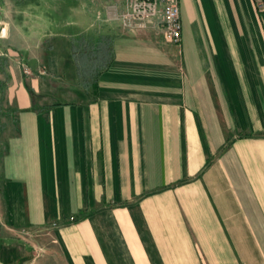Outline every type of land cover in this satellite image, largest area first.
Masks as SVG:
<instances>
[{
    "label": "crops",
    "instance_id": "obj_1",
    "mask_svg": "<svg viewBox=\"0 0 264 264\" xmlns=\"http://www.w3.org/2000/svg\"><path fill=\"white\" fill-rule=\"evenodd\" d=\"M82 1L0 0V264H264V0H178V43ZM72 26L112 56L71 96Z\"/></svg>",
    "mask_w": 264,
    "mask_h": 264
},
{
    "label": "trees",
    "instance_id": "obj_2",
    "mask_svg": "<svg viewBox=\"0 0 264 264\" xmlns=\"http://www.w3.org/2000/svg\"><path fill=\"white\" fill-rule=\"evenodd\" d=\"M58 15L63 18L67 8L77 0H56ZM71 53L77 66V74L83 87L94 88L99 74L108 66L112 56L109 35H86L76 27H70Z\"/></svg>",
    "mask_w": 264,
    "mask_h": 264
},
{
    "label": "built area",
    "instance_id": "obj_3",
    "mask_svg": "<svg viewBox=\"0 0 264 264\" xmlns=\"http://www.w3.org/2000/svg\"><path fill=\"white\" fill-rule=\"evenodd\" d=\"M125 11L122 14L124 27L129 29L145 28L153 18L160 16L161 25L167 41H180L181 24L178 0H124ZM262 7V0H254Z\"/></svg>",
    "mask_w": 264,
    "mask_h": 264
},
{
    "label": "rangeland",
    "instance_id": "obj_4",
    "mask_svg": "<svg viewBox=\"0 0 264 264\" xmlns=\"http://www.w3.org/2000/svg\"><path fill=\"white\" fill-rule=\"evenodd\" d=\"M89 2V0H83L82 1V4H85V3H88ZM91 2H95V3H97V2H99L98 0H94V1H90V3ZM43 4L45 5V6H49L50 5V0H43ZM88 5H90V4H88ZM37 15H38V17H39V21H38V32H37V34L38 35H40L41 36V34H44L45 32H44V29L46 28V23H45V19H44V17H43V11L42 10H40V11H38L37 12ZM38 45L40 46L41 45V43H39L38 42ZM69 62H70V69H71V72L70 73H67L66 74V76H64V78L69 82L70 81V83H69V88H70V91H72L71 92V96L72 95H74L75 93H74V90L75 89H78V84H77V80H78V82L80 83V79H79V77H78V74H76V71H75V65H74V61L72 60V57H70V60H69ZM76 64V63H75ZM25 69H26V71H28L29 72V68L28 67H25Z\"/></svg>",
    "mask_w": 264,
    "mask_h": 264
}]
</instances>
